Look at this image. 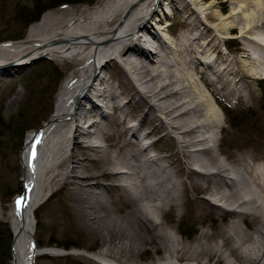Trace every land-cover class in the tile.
Masks as SVG:
<instances>
[{
    "label": "bare ground",
    "instance_id": "1",
    "mask_svg": "<svg viewBox=\"0 0 264 264\" xmlns=\"http://www.w3.org/2000/svg\"><path fill=\"white\" fill-rule=\"evenodd\" d=\"M237 1L231 11L224 13L216 0H190L200 14L212 18L210 27L216 36L223 38L232 33L240 12L243 21L238 35L247 41L243 48L248 52L254 50L253 59L260 63L254 68L244 60L243 65L248 73L264 76V60L260 56L264 53V8H261L264 6H259L261 3L256 0V7L252 9L244 1ZM160 3L161 0H99L94 6L80 5L70 12L47 14L30 27L25 38L0 43V64L8 61L10 56L6 55L13 54L22 63L45 55L58 62L69 59L73 66L58 91L50 118L26 136L20 156L23 192L12 199L7 212L0 203V218L10 223L14 237L12 264H36L40 250L48 254L62 251L56 247H38L34 211L48 193L46 190L58 185L63 188L68 183L71 185L68 193L77 202L78 214L92 227L100 229L106 239V245L95 253L74 251L104 260L103 264H139L137 258L145 243H151L155 251H164L157 261L147 264H181L180 261L212 264L214 257L213 264H264V169L245 165L241 162L245 156L216 159L218 153H214L213 147L217 146L219 137L215 127L221 120L215 107L209 105L208 93L202 87L218 102L211 88L212 80L207 78L204 69L191 64L192 59H181L182 48L170 46L152 29L149 18L160 9ZM137 28L157 38L154 48L142 45L141 32L135 36ZM169 51H173L171 57ZM116 57L126 65L123 68L126 88L120 92L113 88L110 77L101 75L104 64ZM172 65L176 66L173 72ZM129 89L138 95L132 109H127L125 102H118L120 94L130 95V100ZM106 107L113 111L109 112ZM141 110L143 113L135 121ZM113 125L119 127L113 130ZM145 125L150 129L139 133V128ZM161 129L163 133L154 141L169 139L177 147L178 160L195 163L198 167L189 171L191 184L205 189L215 199L216 207L229 213V219L219 230L211 233L203 229L196 233L193 242L185 243L173 236L157 219L145 213L148 206L160 213L159 217L166 207L176 208L183 202L180 182L173 180L171 171L159 161L163 158L160 149L154 147L150 152L154 142L142 143L150 132ZM98 140L106 141L107 145ZM208 141V145L201 146ZM33 145L35 158L31 155ZM110 146L117 148L115 154L108 149ZM198 152L206 156L201 157ZM102 177L110 179L108 184L117 193L122 191L119 194L128 204L125 219L113 213L107 205L108 198L97 189L104 184ZM21 197L25 200L18 206ZM204 200L211 204L208 198ZM223 205L231 207L225 209ZM241 222L248 223L251 232L242 228Z\"/></svg>",
    "mask_w": 264,
    "mask_h": 264
},
{
    "label": "rangeland",
    "instance_id": "2",
    "mask_svg": "<svg viewBox=\"0 0 264 264\" xmlns=\"http://www.w3.org/2000/svg\"><path fill=\"white\" fill-rule=\"evenodd\" d=\"M98 1L99 0H95L93 5H89L88 3L85 2L76 3V4L64 3L55 6L53 8H49L44 12H42L37 20L28 24L25 31L26 35L24 36L25 37L27 36L31 26L37 24L47 14H56L61 11L70 12L72 9L80 5L94 6L98 3ZM216 1H218V3L221 5L222 8L221 11L223 10L222 12L224 13L231 11L232 8L235 7L236 5L235 3L239 2L237 0H216ZM242 1H244V3L246 4H249L250 8L252 9L256 7V0H242ZM262 1L263 0H259V2L261 3L259 6L261 5L264 6L263 5L264 3H262ZM30 2L31 0H0V38H3L0 39V43L17 40V39L7 38L6 36L9 35L10 33H15L21 28L22 23H20L18 19H15L14 15L17 9L21 8L23 10L27 8ZM158 8L160 9H157L156 11L151 13L149 18V21L152 25V29L153 28L154 30L156 29V31H158V33L162 35V37H164L166 43L169 44L170 46L172 45V47L174 48L176 47L182 48L180 49L182 54L181 59L184 60L192 59L191 64L194 63L195 65H198L197 67L200 70L204 69L206 71L205 73L207 78L212 80L213 84H211V88L213 90V94L215 93L214 95H216L215 97L218 99V102L214 100V97L211 93L209 94V92L205 90L206 88L204 87L203 82L197 79L198 82H200L203 85L202 86L204 88L203 92L205 91L204 92L205 94L208 93L207 97L208 99H210L209 102L210 101L212 102V100H214V103L210 102L209 105H212L213 108L215 107L214 110L215 109L217 110L215 111L217 113V116H219V119L221 120V121L219 120L220 121L218 124L219 126L215 127L216 129L215 133L219 137L217 146L214 145L215 148L213 147L214 153L216 152L218 153L215 154V156L217 155L218 157L216 159L229 160L233 158V156H237V155L245 156L244 158L245 160L244 159L241 160V162H243L245 165H249V166L251 165L256 168L260 167L264 169L263 168L264 167V107H263V102L261 101L262 89L260 86V84L264 83V76L261 75L256 76L257 73L254 74L248 73L245 70V66L243 65L244 60L248 63V66L254 65L253 66L254 68H258L260 63H258L256 59H253L252 55H256L253 52L254 50L251 49V51L248 52L247 49L245 50L243 48L245 45L244 42L247 41L246 39L241 38V36L238 35V33L240 32L239 26L242 24L243 21V18L241 17L242 15L240 14V12L237 13L236 16L237 25H235L232 28L231 30L232 33H230V35H228L227 37L225 36L223 38L216 36L215 35L216 31L210 27V21H212L211 20L212 18L211 17L206 18L204 17V15L200 14L198 12L197 5L191 3L190 0H185V1L161 0V3L158 6ZM260 29L262 30V28ZM139 32H141L140 35L141 38L144 39V40L142 39L141 41L142 45L148 44L147 45L148 47L149 45H151L150 48H154L153 45L158 43L157 38L153 37L152 34H149L144 30H140V28H137L135 32V36H137ZM147 39L150 41H148ZM172 47L170 49H173ZM172 52L171 51L168 52V55L170 54L169 55L170 57ZM131 55L130 58L133 59L134 54L132 53ZM6 56L7 57L10 56L7 62L16 60L15 59L16 57H14L15 55L13 54ZM260 56L262 60H264V53L260 54ZM120 57H116L114 59L108 60L104 64L103 70H101L102 72L101 75L105 76L106 78L110 77L111 80L110 83L112 84L113 88L116 89L118 92L126 88V84L124 83L125 76L123 73V68L126 65ZM200 60H202V62L204 63L201 64L199 62ZM41 61L52 62V64L55 67L54 68L56 72L55 76L58 77L59 75H62L54 93L52 92L53 90L52 91L50 90V87L52 86L51 81L46 77L42 78L37 75V71H38L37 68L40 66L34 67V65H37ZM16 62L19 63L0 67V103L1 102L3 103V108H2L3 116L5 118H9L16 112V110L18 109V107L26 97L31 95L30 97L33 98L38 93L42 95V99L40 104L37 106V116L35 119H39L43 117L45 118L38 124V126L29 128L24 132L22 145L18 151L15 150V145L14 146L12 145L13 148L12 147L9 148V146L5 145L6 139L5 142L0 144V203L5 212H7L8 204L12 201V199L16 195H19L23 192V188H24L23 187L24 180H22L23 165L19 155L21 156L26 136L31 129L39 128L45 121H47L50 118V116L52 115L55 109L58 91L62 83L66 79V77L69 75L70 70L73 68L72 63L70 62L69 59L68 61L66 59V61L59 60L58 62L49 57H38V58L36 57L35 59L31 58L23 63L20 60ZM175 67H176L175 65L170 66L172 72L175 71L173 70L175 69ZM32 68L33 70L34 69L37 70L30 71V69ZM187 69L189 71L192 70L191 67H188ZM197 75L198 74L195 73V76ZM217 77H219L220 79ZM48 85L49 88L43 90V88L47 87ZM129 92H131L132 94L130 100H129L130 95L120 94V97L118 98V102H122V103L125 102L128 107L127 109H132L135 102L137 103L138 101V95L137 93L134 94V91L132 89L131 91L129 89ZM146 107L147 106H145V108ZM107 109L109 112L113 111V109L110 107H106V110ZM224 109H226L230 113H235V111L238 112L247 111V113L241 112L242 114L243 113L246 114L244 117L241 118V120L244 122L238 125L236 124L234 126L231 125L228 122V117ZM118 111L119 109H117V112ZM142 113L143 112L141 110L136 114V118H134L135 121L138 120V118H140ZM132 121L133 120H131V122ZM157 122L158 120H156V123ZM118 127L119 126L117 125H113L111 128L113 130L114 129L116 130V128ZM149 129L150 128L145 125L144 127L139 128V133L144 132V130L148 131ZM161 131L162 129L153 133L150 132L148 137L142 140L143 141L142 143L146 144L152 141L155 143L150 145L149 147L150 152H153L154 147L160 149L161 152L159 153L161 156H163V158H161L159 161L161 162V164L166 166V170H168L169 172L171 171L170 172L171 178H173V180L177 179L176 181L178 183L180 182L179 186L182 189L181 191L183 193L184 203L182 202L181 205L177 206L178 208L177 207L175 208L174 206H172V208L166 207L165 211H163V214L159 217L158 214L160 213L157 214L148 206L146 207V210L145 208L144 210L146 211L145 212L146 215L148 214L147 216L150 215L149 217H151L152 219L154 220L157 219L156 222H160L162 227L164 228L166 227L165 229L167 231L172 232L174 234L173 235L171 233L173 236L175 237L177 236V238L180 237L181 239L184 240L185 243L186 241L188 243L193 242L194 238L196 237L195 235H197L198 232H200L203 229L204 230L206 229L211 233L212 232L215 233L216 229L219 230V228L225 225L227 220L229 219L228 217L229 213L226 210L218 209L214 204V202H216L215 199L213 198L212 200L211 195H209V193L205 189L203 188L201 189V187H195L194 185L191 184L189 171L191 170V168L198 167L195 163L193 162L189 163L187 161L184 162V160L181 161L178 160L177 158L178 156L176 155H180V154L175 155L177 147L169 139H165L162 141L161 140L154 141L158 139L160 134L163 133V131L162 132ZM114 137L115 136H113V138ZM98 141L102 143L104 146L107 145L106 141H102V142L101 140ZM121 141L122 139H120V142ZM208 144L209 141L207 144L202 143L201 146ZM108 149L112 154H115L117 152V148L115 146H110L108 147ZM201 152H204V150L203 151L201 150ZM201 152H198L197 155H200L201 157L204 155L206 156L205 153L201 154ZM224 157H226L227 159ZM166 158H169L170 161L167 160ZM259 162H261L262 164ZM89 163L94 164V161H89ZM199 178L201 181L202 178L198 177V179ZM68 179L69 178H67V180ZM100 180L104 184L98 187L97 189L101 192L102 196L105 199L108 198L106 200L108 207H111L113 213H116L120 219H125L127 217L125 213L127 211L128 204H126L127 202L125 200V197L119 194L122 191L117 193L116 188H114L113 186L112 187L109 186L108 184V182H110L109 178L106 179V177H102L100 178ZM181 183L184 186H182ZM70 186H71L70 183H68L66 184V187L63 188H60L58 185L57 187L49 188L48 190H46V192L48 193L44 196L43 200H41V202L38 204L37 208L34 211V222H35L34 236H35V240H37V242L42 245L39 246V248L41 249L56 247V248H61L63 250L65 248L60 246V244L67 243L68 241L75 242L79 246L72 247L70 249H65L67 251L69 250L73 252L62 256L61 255L49 256L46 254L38 256L36 264L39 263L54 264L53 262L54 259L64 256L69 257L72 260L73 264H103L105 262L104 260H100V259L97 260L96 258H91L79 254V251H74L77 249V250H83L88 253H95L99 249H101V247L106 245L105 242L106 239L103 236L100 229H98L96 226L92 227L81 214H78V211L76 209L77 202L71 196V194L68 193L69 191L68 189H71L68 188ZM109 187H111V189ZM15 190H18V192L13 193L10 199H8L10 193L14 192ZM205 198L206 199L208 198V200L211 201V204L207 202V200H204ZM226 206L227 205L224 206L225 209H227ZM227 207L229 209L231 206H227ZM157 217L158 218L161 217V218L158 219ZM0 222H5L8 224L12 233L11 241L13 244L14 237L10 223L4 218H0ZM121 222H123V220H121ZM241 226L242 228H246V230L249 229L248 232H251V226H249L248 223H242ZM187 233H191V236L187 235ZM12 244L10 246L11 253H12ZM163 254H164L163 250L158 249L157 251H155L151 243H145L144 250L139 254L137 258L139 260L137 261L139 264H145V263L147 264L150 262H155ZM215 260H216L215 257L212 258L211 263L213 264ZM12 262H13V253L10 259V264H12ZM180 262L181 264H184L185 261H180ZM258 264H262V262Z\"/></svg>",
    "mask_w": 264,
    "mask_h": 264
},
{
    "label": "trees",
    "instance_id": "3",
    "mask_svg": "<svg viewBox=\"0 0 264 264\" xmlns=\"http://www.w3.org/2000/svg\"><path fill=\"white\" fill-rule=\"evenodd\" d=\"M95 0H31L30 4L25 9H17L16 13L14 15L15 19H18L20 23H22L21 28L16 31L15 33H10L7 35V38L11 39H17L21 40L25 38L24 35L26 31V27L31 22L37 20L42 12L49 8H53L55 6H58L60 4L69 3V4H76V3H88L89 5H93ZM3 39V38H0ZM35 66L38 67L37 75L42 78H48L52 86L50 87V90L54 93L56 90L59 81L62 77V75H59L58 77L55 76V67L52 64V62L47 61H41ZM33 67V68H34ZM30 69L31 70H33ZM34 69L33 71L37 70ZM261 86V101L263 102L264 107V83L260 84ZM49 88V85L47 87H44L43 90ZM31 96V95H30ZM30 96L26 97L16 112L10 116L9 118H5L3 116L2 108L3 103H0V144L5 142V145L12 147V145H15V150L18 151L22 145L23 140V134L24 132L32 127L38 126V124L45 118H39L35 119L37 116V106L40 104L42 95L36 94L33 98ZM227 117L228 122L231 125H238L240 123H243L244 121L241 120L242 117H244L247 113V111H241L245 113H241L238 111H235V113H230L226 109H224ZM240 111V110H239ZM13 148V147H12ZM18 192V190H15L14 192H11L8 196V199L12 196L13 193ZM7 199V200H8ZM37 217V215H36ZM187 235L191 236V233H187ZM12 240V233L7 223L0 222V264H10V245ZM38 247L42 246L36 241ZM60 246H62L65 249H70L72 247H78L79 245L75 242L68 241L67 243H61ZM69 257H60L53 260L54 264H73L72 260ZM37 263V259H36ZM39 263V261H38ZM40 264V263H39Z\"/></svg>",
    "mask_w": 264,
    "mask_h": 264
},
{
    "label": "water",
    "instance_id": "4",
    "mask_svg": "<svg viewBox=\"0 0 264 264\" xmlns=\"http://www.w3.org/2000/svg\"><path fill=\"white\" fill-rule=\"evenodd\" d=\"M26 56V55H25ZM37 58L38 57H47V56H45V55H39V56H36ZM36 57H33L32 59H35ZM17 59L15 60V61H10V62H5V63H3V64H0V67H2V66H5V65H12V64H17ZM25 62V61H24ZM19 157H20V155H19ZM23 180V179H22ZM11 244H12V241H11ZM11 246V245H10ZM73 251H67V250H65V249H63L62 251H59V252H56V254H48L46 251H44V250H40V251H38V254H37V257L38 256H41V255H49V256H53V255H66V254H70V253H72ZM10 255H11V257H12V253H11V249H10Z\"/></svg>",
    "mask_w": 264,
    "mask_h": 264
},
{
    "label": "snow or ice",
    "instance_id": "5",
    "mask_svg": "<svg viewBox=\"0 0 264 264\" xmlns=\"http://www.w3.org/2000/svg\"><path fill=\"white\" fill-rule=\"evenodd\" d=\"M32 157L35 158L36 156V149L35 146L33 145L32 147V153H31ZM25 200L24 197H21L18 201H17V205L19 206L21 203H23V201Z\"/></svg>",
    "mask_w": 264,
    "mask_h": 264
},
{
    "label": "clouds",
    "instance_id": "6",
    "mask_svg": "<svg viewBox=\"0 0 264 264\" xmlns=\"http://www.w3.org/2000/svg\"><path fill=\"white\" fill-rule=\"evenodd\" d=\"M229 264H231V262H229Z\"/></svg>",
    "mask_w": 264,
    "mask_h": 264
}]
</instances>
